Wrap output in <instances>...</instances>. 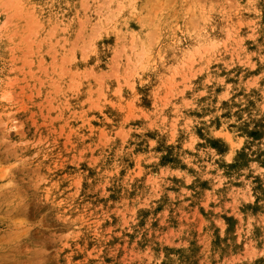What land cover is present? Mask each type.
Returning <instances> with one entry per match:
<instances>
[{
  "label": "rangeland",
  "instance_id": "rangeland-1",
  "mask_svg": "<svg viewBox=\"0 0 264 264\" xmlns=\"http://www.w3.org/2000/svg\"><path fill=\"white\" fill-rule=\"evenodd\" d=\"M0 264H264V0H0Z\"/></svg>",
  "mask_w": 264,
  "mask_h": 264
},
{
  "label": "bare ground",
  "instance_id": "bare-ground-1",
  "mask_svg": "<svg viewBox=\"0 0 264 264\" xmlns=\"http://www.w3.org/2000/svg\"><path fill=\"white\" fill-rule=\"evenodd\" d=\"M136 1V0H135ZM131 4V3H130ZM130 4H129V6H130ZM124 8V7H123ZM110 21V20H109Z\"/></svg>",
  "mask_w": 264,
  "mask_h": 264
}]
</instances>
